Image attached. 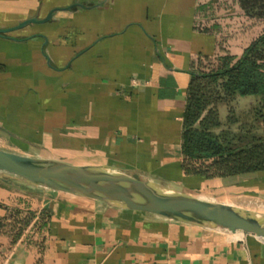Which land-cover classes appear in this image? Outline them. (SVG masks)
<instances>
[{"label": "crops", "instance_id": "1", "mask_svg": "<svg viewBox=\"0 0 264 264\" xmlns=\"http://www.w3.org/2000/svg\"><path fill=\"white\" fill-rule=\"evenodd\" d=\"M50 12L0 36V149L208 200L200 191L221 182L264 195L261 172L207 179L181 168L198 58L239 56L264 19L240 0H0V27ZM0 264H264V243L1 176Z\"/></svg>", "mask_w": 264, "mask_h": 264}, {"label": "trees", "instance_id": "2", "mask_svg": "<svg viewBox=\"0 0 264 264\" xmlns=\"http://www.w3.org/2000/svg\"><path fill=\"white\" fill-rule=\"evenodd\" d=\"M249 19H264V0H240ZM2 66L0 65V69ZM254 95L251 120L264 121V30L239 56L229 52L201 56L192 73L182 116L181 168L185 175L221 178L264 172V131L242 122L233 103ZM227 114L221 120L220 106ZM236 125V131L232 129Z\"/></svg>", "mask_w": 264, "mask_h": 264}, {"label": "water", "instance_id": "3", "mask_svg": "<svg viewBox=\"0 0 264 264\" xmlns=\"http://www.w3.org/2000/svg\"><path fill=\"white\" fill-rule=\"evenodd\" d=\"M51 14L42 19L28 18L14 26L0 27V36L29 23H43ZM100 168L103 167L31 157L0 149V177L20 178L31 184L102 200L114 206L153 212L195 225L249 233L264 243V214L204 199L150 179L137 178L122 170L118 174H102L98 171Z\"/></svg>", "mask_w": 264, "mask_h": 264}, {"label": "rangeland", "instance_id": "4", "mask_svg": "<svg viewBox=\"0 0 264 264\" xmlns=\"http://www.w3.org/2000/svg\"><path fill=\"white\" fill-rule=\"evenodd\" d=\"M238 97H248L245 99H239L233 103L235 112L239 116L240 120L242 122L243 121L247 122L249 120L248 123L249 124L251 123L253 125L252 129L254 132H256L257 134L263 133L264 121L260 123V121L254 122V120H251V117H254L253 107L255 106L257 97L255 98L254 95L238 96ZM221 106H224L223 108H225L226 111V106L225 105H221ZM222 114L220 115L221 120L224 121L226 116ZM231 127L234 131L237 130L236 125H232ZM259 174H260L259 176L264 180V172H261ZM246 188L247 186L241 188V185L239 184L238 185H234L232 183L224 184L221 182V184L219 185V183H211L205 186L203 190L200 191V194L207 195L209 199L213 201L223 202L242 208H247L251 211L264 214V209L262 208L264 207V195L256 194L255 191H250Z\"/></svg>", "mask_w": 264, "mask_h": 264}, {"label": "bare ground", "instance_id": "5", "mask_svg": "<svg viewBox=\"0 0 264 264\" xmlns=\"http://www.w3.org/2000/svg\"><path fill=\"white\" fill-rule=\"evenodd\" d=\"M98 171H99V173L106 174V175H113V174H118L119 173V170L113 169V168H107V167L100 168V169H98ZM262 208L264 209V207H262ZM259 209H260V207H259ZM237 233H241V232L237 231Z\"/></svg>", "mask_w": 264, "mask_h": 264}]
</instances>
